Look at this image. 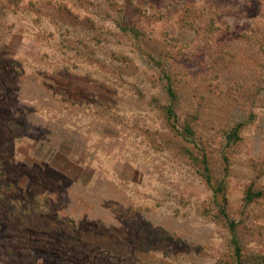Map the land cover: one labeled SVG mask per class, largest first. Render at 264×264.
Segmentation results:
<instances>
[{
	"label": "rangeland",
	"instance_id": "374dc122",
	"mask_svg": "<svg viewBox=\"0 0 264 264\" xmlns=\"http://www.w3.org/2000/svg\"><path fill=\"white\" fill-rule=\"evenodd\" d=\"M0 264H264V0H0Z\"/></svg>",
	"mask_w": 264,
	"mask_h": 264
},
{
	"label": "trees",
	"instance_id": "16d2710c",
	"mask_svg": "<svg viewBox=\"0 0 264 264\" xmlns=\"http://www.w3.org/2000/svg\"><path fill=\"white\" fill-rule=\"evenodd\" d=\"M167 93L170 97L174 96V91L172 90L171 87L168 86V89H167ZM166 115H167V118H169L170 114H171V108L168 107V109H166L165 111ZM61 148H59V151H60ZM62 158V155L60 156V159ZM208 178V177H207ZM87 260V259H86Z\"/></svg>",
	"mask_w": 264,
	"mask_h": 264
}]
</instances>
